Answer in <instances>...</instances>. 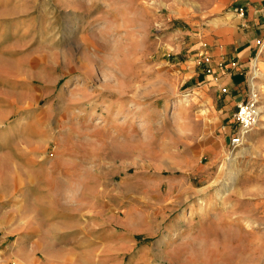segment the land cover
Wrapping results in <instances>:
<instances>
[{"label":"rangeland","instance_id":"374dc122","mask_svg":"<svg viewBox=\"0 0 264 264\" xmlns=\"http://www.w3.org/2000/svg\"><path fill=\"white\" fill-rule=\"evenodd\" d=\"M221 1L0 0V264H264V38L232 149Z\"/></svg>","mask_w":264,"mask_h":264},{"label":"crops","instance_id":"0c3cea01","mask_svg":"<svg viewBox=\"0 0 264 264\" xmlns=\"http://www.w3.org/2000/svg\"><path fill=\"white\" fill-rule=\"evenodd\" d=\"M235 2L231 22L217 28L216 49L212 54L217 57L229 54L230 62L218 65L214 68V72L216 77L222 75L219 80L224 81V85L225 83L228 86L236 85L237 88L245 90L244 97L236 101L237 104L246 97V89L244 84L242 85L236 79L242 74H250L252 69L255 74H258L256 66H259L260 61L251 58V54L257 50L264 38V0H235ZM225 5V0H222L214 9H224ZM233 64L234 67H232Z\"/></svg>","mask_w":264,"mask_h":264},{"label":"built area","instance_id":"2783aa9c","mask_svg":"<svg viewBox=\"0 0 264 264\" xmlns=\"http://www.w3.org/2000/svg\"><path fill=\"white\" fill-rule=\"evenodd\" d=\"M234 67V64L233 66ZM256 74L250 72L246 80V97L238 102L232 114V120L237 126V131L230 137L229 145L235 149L241 144L244 137L256 128L261 113L259 93L257 89ZM222 91H226L222 88Z\"/></svg>","mask_w":264,"mask_h":264},{"label":"bare ground","instance_id":"6f19581e","mask_svg":"<svg viewBox=\"0 0 264 264\" xmlns=\"http://www.w3.org/2000/svg\"><path fill=\"white\" fill-rule=\"evenodd\" d=\"M229 193V189H224L221 193H220V196H223L225 194H228Z\"/></svg>","mask_w":264,"mask_h":264}]
</instances>
